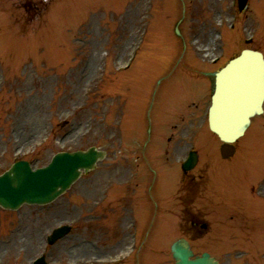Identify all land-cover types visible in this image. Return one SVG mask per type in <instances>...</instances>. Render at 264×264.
Masks as SVG:
<instances>
[{"label":"rangeland","instance_id":"rangeland-1","mask_svg":"<svg viewBox=\"0 0 264 264\" xmlns=\"http://www.w3.org/2000/svg\"><path fill=\"white\" fill-rule=\"evenodd\" d=\"M245 7L239 11L235 0H0V174L20 159L34 167L46 165L59 151L93 146L108 153L55 202L25 204L15 211L0 207V264H28L44 251L50 233L66 224L71 232L47 246L51 264H99L100 259L124 255L133 245L132 224H139L142 234L139 259L131 264H174L170 246L184 233L178 228L181 210L171 203L161 221L154 197L156 183L164 179L152 176L141 190L143 205L122 209L117 188L130 164L122 157L128 154L133 160L135 147L143 146L154 132L156 148L149 152L145 146L143 154L165 161L168 145L167 156H175L170 159L174 163L166 164L169 173L173 171L169 178L177 177L174 165L184 160L186 151L197 149L203 157L199 169L204 168L208 184L219 182L211 163L212 157L218 163L216 152L210 154L219 150V143L209 133L208 114L202 109L194 113V105L188 103L201 101L209 88L195 72L218 69L246 48L264 51V0H249ZM221 21L226 27L218 29ZM218 31L222 45L215 51ZM248 38L251 43H246ZM139 46L138 62L129 72L118 73ZM220 51L223 59L210 67ZM206 98L208 109L210 92ZM188 105L189 113H183ZM253 121L248 136L238 142L241 155L226 165L235 163L234 169L223 173L236 198L246 195L244 185L239 190L233 184V176L247 177L250 172L252 178H264V116ZM263 181L254 191L263 196L261 201ZM184 185L179 177L173 193ZM200 192L188 196L194 200ZM223 199L233 203L221 218L219 207L202 210V200L190 205L212 225L206 240L193 241L196 253L210 251L221 264H264V202L252 214L248 201L223 197L222 204ZM142 207L152 213L146 215ZM255 213L256 223L250 218ZM166 220L173 227L166 224L164 231ZM112 225L118 232L115 238L108 236ZM249 231L254 243L261 241L259 249L250 248Z\"/></svg>","mask_w":264,"mask_h":264},{"label":"water","instance_id":"water-1","mask_svg":"<svg viewBox=\"0 0 264 264\" xmlns=\"http://www.w3.org/2000/svg\"><path fill=\"white\" fill-rule=\"evenodd\" d=\"M247 0H240L241 8ZM260 52L246 50L219 76L216 95L210 112L213 131L225 141H234L244 133L250 116L262 109L264 100V58ZM226 155V153H224ZM103 153L91 148L87 152L59 153L47 167L32 171L28 162H17L0 177V205L18 209L24 203L45 204L63 194L81 175L95 168ZM187 161L186 167L194 164ZM70 227L55 230L50 237L53 243L63 237ZM176 264H217L214 257L191 259L193 252L185 240L173 246ZM36 264H46L42 259Z\"/></svg>","mask_w":264,"mask_h":264},{"label":"flooded vegetation","instance_id":"flooded-vegetation-1","mask_svg":"<svg viewBox=\"0 0 264 264\" xmlns=\"http://www.w3.org/2000/svg\"><path fill=\"white\" fill-rule=\"evenodd\" d=\"M203 169L204 168H202V174H201L202 175V184L205 183V175H204L205 173H204V170ZM202 188H203V185H202ZM204 198H205V194H204V189H203L202 190V200L203 201H204ZM193 222H194V227L199 225V227H195L196 229H198V228H200V227H202L204 225V223H202V225L201 224H198V221L195 220V219H193Z\"/></svg>","mask_w":264,"mask_h":264}]
</instances>
